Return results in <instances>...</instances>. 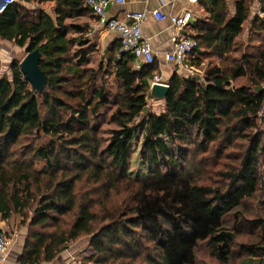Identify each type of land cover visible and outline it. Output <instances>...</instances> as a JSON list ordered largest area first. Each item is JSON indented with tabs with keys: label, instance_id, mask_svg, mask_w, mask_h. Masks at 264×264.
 Wrapping results in <instances>:
<instances>
[{
	"label": "trees",
	"instance_id": "1",
	"mask_svg": "<svg viewBox=\"0 0 264 264\" xmlns=\"http://www.w3.org/2000/svg\"><path fill=\"white\" fill-rule=\"evenodd\" d=\"M86 1L17 0L0 14V40L26 54L37 50L47 77L38 93L13 61L10 76L0 78V218L16 216L26 230L18 264L51 262L83 237L92 254L81 264H196L201 244L228 264L242 223L260 229L258 243L241 248L264 264V45L257 57L243 56L225 74L208 69L203 82L175 70L158 115L147 109L158 64L137 71L132 57H119L120 44L107 49L120 86L109 117L115 128L103 140L94 122L109 100L103 88L87 100L81 83L82 65L96 46L70 23L95 19ZM233 1L231 18L226 0H201L208 16L189 28L197 44L192 65L201 52L226 58L247 22L264 33V0L262 17L251 21L254 0ZM47 2L55 3L54 19L23 5ZM242 77L247 85L231 86ZM72 80L79 86L66 90ZM140 131L148 176L132 178L128 170ZM221 157L231 163L220 164ZM207 164L218 166V186L200 182ZM83 186L101 191L102 199H94L91 189L82 193ZM250 204L259 214L252 220Z\"/></svg>",
	"mask_w": 264,
	"mask_h": 264
},
{
	"label": "rangeland",
	"instance_id": "2",
	"mask_svg": "<svg viewBox=\"0 0 264 264\" xmlns=\"http://www.w3.org/2000/svg\"><path fill=\"white\" fill-rule=\"evenodd\" d=\"M46 12H51L53 8L49 4H45L42 6ZM38 8L34 4H32V9ZM39 9V8H38ZM259 17H262V15H258ZM88 18V17H87ZM91 18V17H89ZM93 21V17L91 18ZM79 21V20H78ZM77 23V21H71L70 23ZM90 43H94L91 42ZM7 46L8 50L0 48V78L3 76H10L9 67L10 64L13 61L21 62L23 58L26 56V53L24 49H20L16 47L12 43H6L4 44ZM94 45V44H93ZM264 45V33L257 34L254 31L250 30L248 22L244 26V32L242 35L236 40L235 48L231 50L232 52L226 57V58H217L212 54H206L204 52L199 53L198 56L199 59L193 62V65L191 67L192 70L190 72L185 73L182 72V76L185 77H192V78H198L204 80V75L206 74L208 69H213L219 67L222 72L225 74L228 70V67L232 65V63L236 60H239L240 58L249 57V58H255L258 56L261 47ZM96 51L93 54H90L87 57V62L82 65V68L85 69V81L82 80L81 83L84 87L87 86L88 90L85 93V97L87 100H90L94 97L95 92L99 91L100 89H104V96L109 100V104L107 106H102L99 115L96 118V121L94 122V125H98L100 127L99 137L102 136L103 140L108 139V132L115 128L113 124L109 122V117L114 110V100L118 93V87L120 86V83L118 80L114 78V65L110 64L109 62V55L107 54V50L103 46H99L97 43L95 44ZM97 47H99L97 49ZM73 52L77 51V48H73ZM199 63H198V62ZM74 63H76V58L73 60ZM189 65V66H190ZM162 73L160 69L155 73L153 83H166L172 73L174 72L173 69H164ZM84 81V82H83ZM80 84L79 80H72L70 81L68 86H65L66 90H72V87H78ZM248 81L246 77L239 78L235 81H231V86H242L247 85ZM262 88L264 89V83L262 84ZM63 99L71 104H75L76 100L69 99L66 95H62ZM164 101L160 102H153L149 99L147 109L156 115L162 113L164 111ZM46 115V113H44ZM259 117H264V105L262 108V111L259 114ZM142 142H143V134L142 131L139 132L138 136L134 140V153L132 156L130 168L128 170L129 176L132 178L141 177V178H147L148 173L146 170L147 164H143L141 162L140 152L142 148ZM208 157H211V155H208ZM197 160H200V158H197ZM260 163V170L261 173L264 174V159H261ZM213 160L210 161V163ZM219 163L221 164H227L229 165L228 160L223 159V157L218 158ZM196 164V162H195ZM207 169H205V172L208 171L209 173L204 175L201 179L205 183H211L213 186L219 185V178L216 176L215 170L218 169L217 167H214L212 164H207ZM37 168H42L43 163H38L36 165ZM203 168H198V170ZM97 189V186L95 187ZM88 189H91L92 192H94L95 196L94 199H102V192L99 190H93V187L90 186H83L82 193L84 191H87ZM252 205V204H250ZM249 209V213L247 215L248 220H252L255 217H258V213L256 210H258V207L254 204ZM110 207V206H109ZM15 219H19L15 216ZM20 222V219L18 220ZM231 221V220H230ZM232 223V222H231ZM19 225V224H18ZM242 233L236 238L234 244L232 245V251H233V258L228 264H259V258L250 257L249 254L244 251L241 246L242 245H251L256 244L260 240L261 231L260 229H255L252 226L242 223ZM240 225V226H241ZM24 229V228H20ZM6 233V232H5ZM26 233V232H25ZM7 236L12 238V235L8 232L6 233ZM13 238L11 240V243L13 242ZM88 241L89 238L83 237L78 242L72 243L69 248L73 247L75 251L80 250L82 248H85V251H89L87 255H91L92 251L88 248ZM85 258L81 260V262L84 261ZM85 264H88L87 262ZM196 264H221L215 259H213L209 251L207 250L206 245L201 244L198 252L196 254Z\"/></svg>",
	"mask_w": 264,
	"mask_h": 264
},
{
	"label": "crops",
	"instance_id": "3",
	"mask_svg": "<svg viewBox=\"0 0 264 264\" xmlns=\"http://www.w3.org/2000/svg\"><path fill=\"white\" fill-rule=\"evenodd\" d=\"M259 1L261 0H254L250 9L249 21H251L255 16L259 15ZM226 3L229 17L232 18L234 17L236 12L234 1L226 0ZM32 4H34L41 10L44 9L42 6H44L45 4H49L53 8V10H51V12H46L44 10V12L53 19L55 18L54 2H47L40 5L36 3H23L24 7L27 10H35L32 9ZM153 10H160L167 16H176L180 15L183 11H191V26H193L196 25V23H198L199 21L207 18L208 15L205 11V7L201 0H198V3L196 5L190 4L188 0H126V4L124 6L113 7L108 10V15L110 17H116L118 19H121L124 16L125 12L146 13L147 18L143 23V35L150 41L152 45L153 53L155 55V62L158 64L160 71L164 73V69H173V71L177 70L178 72H183L175 65L168 64L164 60V56L171 50L170 37L173 34V29L170 27V24L167 21H155L149 14ZM76 24L78 26H81L83 36L89 39V41L94 42V45L97 43L99 46H103L106 50L110 48L112 49L119 45L118 37L98 26L95 19L92 21L91 18L80 17L79 21H77ZM245 24L243 25V27L245 26ZM186 32L190 33L192 36L194 35L193 32L189 29H187ZM6 43L7 42L0 40V48L8 50L7 46L4 45ZM98 48L99 47H97V49ZM18 220L15 219V216L7 221H3L0 218V230L11 234L14 240L7 250L6 260L4 262H0V264H18L17 260L22 253L26 236L25 228L20 229L18 227ZM73 249L75 248L70 247L59 254L53 261L41 264H81V260L88 257L87 253L89 251H85V248L77 251Z\"/></svg>",
	"mask_w": 264,
	"mask_h": 264
},
{
	"label": "built area",
	"instance_id": "4",
	"mask_svg": "<svg viewBox=\"0 0 264 264\" xmlns=\"http://www.w3.org/2000/svg\"><path fill=\"white\" fill-rule=\"evenodd\" d=\"M196 5L198 0H188ZM17 0H0V14L5 9L16 3ZM126 0H87L85 5L94 16L97 25L113 33L119 40V57L129 56L134 59V69L140 70L144 65H151L155 61L152 45L143 35V23L147 15L144 12H125L121 19L110 17L108 10L113 7H122ZM150 16L158 22L167 21L173 29L170 37L171 50L164 56L168 64L175 65L181 71L188 73L193 67L190 56L196 48V41L186 30L191 27V11H183L180 15L167 16L160 10H153ZM11 246V240L4 231L0 230V262L6 260L7 250ZM264 259V254L263 257Z\"/></svg>",
	"mask_w": 264,
	"mask_h": 264
},
{
	"label": "water",
	"instance_id": "5",
	"mask_svg": "<svg viewBox=\"0 0 264 264\" xmlns=\"http://www.w3.org/2000/svg\"><path fill=\"white\" fill-rule=\"evenodd\" d=\"M40 53L35 50L26 54L20 62V69L25 80L38 93L43 92L47 85V77L40 69ZM169 86L163 83H153L149 91V99L153 102L165 101Z\"/></svg>",
	"mask_w": 264,
	"mask_h": 264
}]
</instances>
